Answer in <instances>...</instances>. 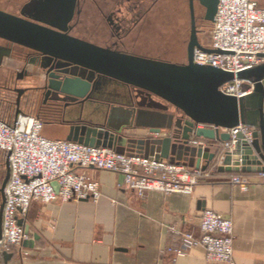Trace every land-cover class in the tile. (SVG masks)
I'll list each match as a JSON object with an SVG mask.
<instances>
[{
	"label": "water",
	"instance_id": "water-1",
	"mask_svg": "<svg viewBox=\"0 0 264 264\" xmlns=\"http://www.w3.org/2000/svg\"><path fill=\"white\" fill-rule=\"evenodd\" d=\"M195 2L204 9V20L213 24L218 11L219 0H190L192 32L187 47V62L177 64L162 60L142 58L98 47L78 39L68 37L61 32L65 28L50 24L57 31L37 25L23 18L0 10V39L42 53L50 59L60 60L65 65L81 69L79 76L66 77L52 73L48 85L49 93L63 96L72 102L84 106L96 91L101 89L95 84V76L100 75L115 80L147 94V98L132 99L130 104H108L103 122L80 120L71 122L67 141L93 148H108L118 154L140 155L157 160H172V163L202 169L208 168L218 157L211 149H202L190 145L192 137L204 138L218 144L229 142L231 137L222 130L233 129L240 124L255 130L252 143L240 141L232 154L225 158L220 173H251L264 171V112L260 106L259 131L249 118L247 101L249 96L238 100L221 93L220 87L233 81H250L254 91L263 95L261 81L264 78V66L238 74L224 72L210 66L194 63L195 49L211 53L212 50L199 41L195 17ZM38 11V8H37ZM40 19V18H36ZM42 21V20H40ZM61 31V32H59ZM9 57V53L5 54ZM264 57V56H263ZM72 68V69H73ZM69 74L70 70H63ZM89 74V76H87ZM155 98V99H154ZM96 118V117H95ZM51 122H45L50 124ZM203 128H200V126ZM146 128L151 136L132 138L129 132ZM205 161L206 165L203 166ZM10 179V166L6 163V177L0 190V239L2 238L3 209L5 188ZM29 234V226L23 220ZM27 240L24 247H33L34 241ZM12 254H5L8 263Z\"/></svg>",
	"mask_w": 264,
	"mask_h": 264
},
{
	"label": "built area",
	"instance_id": "built-area-1",
	"mask_svg": "<svg viewBox=\"0 0 264 264\" xmlns=\"http://www.w3.org/2000/svg\"><path fill=\"white\" fill-rule=\"evenodd\" d=\"M213 52L196 48L194 63L210 66L237 76L260 66L264 61V8L253 0H219L212 24L210 43ZM221 93L238 100L253 93L254 84L237 77L220 87ZM44 122L36 116L20 112L12 117L0 113V154L10 166L3 209L0 264H17L27 251L23 243L30 239L24 226L34 202L51 205L55 202H79L101 198V186L91 177L90 168L123 177L124 187L140 196L149 192L191 196L196 186L209 176L208 171L154 157L118 154L108 148H93L67 140H51L42 136ZM231 139L222 144L215 169L224 165L225 158L242 142L254 141L255 129L240 124L223 130ZM218 143L193 137L190 145L202 149ZM254 181L264 182V171L257 172ZM232 183L246 191L253 179L233 177ZM175 244L162 255L185 257L195 248H203L208 264H236L234 259V224L229 218L205 210L199 220V232H185L171 227ZM5 254H12L6 263Z\"/></svg>",
	"mask_w": 264,
	"mask_h": 264
},
{
	"label": "crops",
	"instance_id": "crops-1",
	"mask_svg": "<svg viewBox=\"0 0 264 264\" xmlns=\"http://www.w3.org/2000/svg\"><path fill=\"white\" fill-rule=\"evenodd\" d=\"M253 1L264 8V0ZM261 83L264 88V78ZM119 95L111 99L104 95L113 102L103 99L89 103L83 114L78 107L69 108L67 122L46 124L47 134L66 140L71 122H103L109 103L130 102L128 96ZM247 104L250 121L259 131L258 109L261 106L264 112V94L253 92ZM128 134L138 139L151 136L146 128ZM221 146L214 145L211 151L218 153ZM87 173L99 182L101 198L97 202L58 201L51 205L34 202L24 222L30 228L29 240L35 236L38 240L33 247L23 246L27 255L17 264H208L203 248L180 258L161 254L175 244L170 228L198 233L205 210L233 221L236 264H264V182L253 181L244 191L232 183L234 174L217 172L213 178L202 180L191 196L157 192L140 196L125 189L123 177L118 174L94 168Z\"/></svg>",
	"mask_w": 264,
	"mask_h": 264
},
{
	"label": "flooded vegetation",
	"instance_id": "flooded-vegetation-1",
	"mask_svg": "<svg viewBox=\"0 0 264 264\" xmlns=\"http://www.w3.org/2000/svg\"><path fill=\"white\" fill-rule=\"evenodd\" d=\"M6 1L14 6L15 11L10 12L0 6L1 11L55 31L57 30L50 24L59 25L65 28L64 31L59 32L68 37L120 53L161 60V55L165 52L163 50L167 52L171 50L170 44L164 40L163 18L165 10H169L165 7V2L172 4L180 0ZM183 1L188 4L190 10L192 32L190 0ZM194 8L205 10L198 2H195ZM177 26L176 24L172 30L180 32ZM6 53H9V57L5 56ZM15 63L23 64L21 70L14 68ZM59 65H65V63L0 39V113L5 117H12L20 112L26 113L25 109H28L27 111L30 109L42 121L44 120V123L67 122L65 119L69 114L68 109L72 107L81 109L82 106L79 102L65 100L63 96L58 98L49 93L50 76L55 73L63 80L73 75L79 76L82 72L81 69L58 67ZM63 70H70V73L65 74ZM5 72L8 76H5ZM24 79L42 81V85L20 86V81ZM95 84L101 90L96 91L84 107L92 102L106 100L104 95H107L108 90L118 86L126 89L130 101L128 104L134 98H147L146 93L104 76L96 75Z\"/></svg>",
	"mask_w": 264,
	"mask_h": 264
},
{
	"label": "rangeland",
	"instance_id": "rangeland-1",
	"mask_svg": "<svg viewBox=\"0 0 264 264\" xmlns=\"http://www.w3.org/2000/svg\"><path fill=\"white\" fill-rule=\"evenodd\" d=\"M0 6H3L4 8L8 9L10 12L15 11L13 9L14 6L11 3H8L6 0H0ZM165 7H168L169 10H165L164 18H163V20H164L163 21L164 40H165V42L170 44L171 50H168V52H167V50L164 49L163 51H165V52L162 53L161 60L166 61V62H171V63L185 64L187 62V47H188V43L190 40V33H191L190 10H189L188 4L184 3L183 0H180L177 3L172 2V4H170L166 1ZM195 13H196L195 15H196V20H197V27H198V31H199V34H198L199 41L202 44L207 45L210 43L212 24L208 23L204 20L205 10L202 11L199 8H197L195 10ZM176 24L178 25L177 27L180 29L179 30L180 32H177L178 30L177 31L172 30V28H175L174 26H176ZM175 31L177 34L175 33ZM175 34H176V36H175ZM165 48H166V46H165ZM22 66H23V64L15 63L14 68H16L17 70H21ZM4 74H6L5 76H8L6 72ZM29 84L30 85H36V86L40 85V84L42 85V81H38L35 79H32V80L31 79H24V80H21L19 83L20 86H28ZM113 89H114V91H113ZM113 89L108 90L109 92H107V96L110 98H107V99H111V97H117L118 94H120L122 97L124 96V98L127 97V92H126V89L124 87L118 86V87H114ZM117 101L120 102L122 100H120V101L117 100ZM6 109H4V111H6ZM26 112L30 113V115H32V116H36V114H34L33 111H31L30 109H29V111H26ZM70 115H72V114H70ZM73 115H76V114L73 113ZM48 130H49V128L45 124L44 130L42 132L43 137H45L47 139H51V140L61 139V138H57V137L48 135L47 134ZM219 157H220V154L218 155L214 165L217 164ZM214 165L210 168V170H207L209 172V176L206 179L213 178V176L217 172H219L218 171L219 168L215 169ZM193 169H196V168H193ZM196 170H198V169H196ZM256 173L257 172L232 173L234 175L231 177V181H232L233 177H236V176H242L243 178L253 179V181H254L255 180L254 178H256V175H255ZM5 177H6V163L4 160V156L2 154H0V190L2 188ZM1 203H2V196H1V192H0V206H1Z\"/></svg>",
	"mask_w": 264,
	"mask_h": 264
},
{
	"label": "trees",
	"instance_id": "trees-1",
	"mask_svg": "<svg viewBox=\"0 0 264 264\" xmlns=\"http://www.w3.org/2000/svg\"><path fill=\"white\" fill-rule=\"evenodd\" d=\"M221 149V148H220ZM219 150V149H218ZM218 153H220V150L218 151Z\"/></svg>",
	"mask_w": 264,
	"mask_h": 264
}]
</instances>
